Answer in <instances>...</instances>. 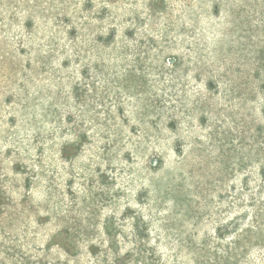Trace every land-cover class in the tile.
I'll return each instance as SVG.
<instances>
[{
	"label": "rangeland",
	"instance_id": "1",
	"mask_svg": "<svg viewBox=\"0 0 264 264\" xmlns=\"http://www.w3.org/2000/svg\"><path fill=\"white\" fill-rule=\"evenodd\" d=\"M256 214L264 0H0V264H213Z\"/></svg>",
	"mask_w": 264,
	"mask_h": 264
},
{
	"label": "trees",
	"instance_id": "2",
	"mask_svg": "<svg viewBox=\"0 0 264 264\" xmlns=\"http://www.w3.org/2000/svg\"><path fill=\"white\" fill-rule=\"evenodd\" d=\"M258 215L256 214L254 217L256 225L250 228V230L254 231L256 237L249 238L247 243H244L242 247L239 243L233 241V245L229 246V249L222 253L221 256H218L213 261V264H256L250 263L246 259L248 258L249 247L252 244L256 243L259 247L264 248V219H260Z\"/></svg>",
	"mask_w": 264,
	"mask_h": 264
}]
</instances>
